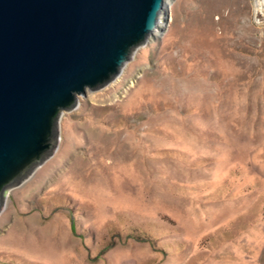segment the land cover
Here are the masks:
<instances>
[{"label": "rangeland", "instance_id": "obj_1", "mask_svg": "<svg viewBox=\"0 0 264 264\" xmlns=\"http://www.w3.org/2000/svg\"><path fill=\"white\" fill-rule=\"evenodd\" d=\"M256 1L167 0L162 26L61 113L52 154L10 189L0 264H264Z\"/></svg>", "mask_w": 264, "mask_h": 264}, {"label": "water", "instance_id": "obj_2", "mask_svg": "<svg viewBox=\"0 0 264 264\" xmlns=\"http://www.w3.org/2000/svg\"><path fill=\"white\" fill-rule=\"evenodd\" d=\"M167 0H0V211L57 146L62 112L112 82Z\"/></svg>", "mask_w": 264, "mask_h": 264}, {"label": "trees", "instance_id": "obj_3", "mask_svg": "<svg viewBox=\"0 0 264 264\" xmlns=\"http://www.w3.org/2000/svg\"><path fill=\"white\" fill-rule=\"evenodd\" d=\"M70 224H71V228L73 229V221H72V219H71ZM126 238H133L136 241L147 242L150 245L154 246V242L150 238H147V237H140V236H134V237H132V236H127ZM107 247H110V246H107Z\"/></svg>", "mask_w": 264, "mask_h": 264}, {"label": "bare ground", "instance_id": "obj_4", "mask_svg": "<svg viewBox=\"0 0 264 264\" xmlns=\"http://www.w3.org/2000/svg\"><path fill=\"white\" fill-rule=\"evenodd\" d=\"M256 6L260 7V8H264V0H257L256 1ZM161 26H162V23H161V21H159V25H158L157 29L160 28ZM155 31H157V30H155ZM156 35H158V34L156 33ZM3 202H5V199H4Z\"/></svg>", "mask_w": 264, "mask_h": 264}]
</instances>
